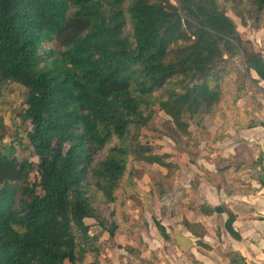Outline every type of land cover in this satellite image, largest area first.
I'll return each mask as SVG.
<instances>
[{
    "label": "trees",
    "instance_id": "trees-1",
    "mask_svg": "<svg viewBox=\"0 0 264 264\" xmlns=\"http://www.w3.org/2000/svg\"><path fill=\"white\" fill-rule=\"evenodd\" d=\"M176 2L0 0V89L7 82L27 88L22 117L30 125L27 147L38 158V163L19 159L13 144L0 149V264H99L98 240L86 219H96L110 236L124 226L117 216L124 220L129 212L120 189L128 193L130 155L161 165L164 182L177 183V162L128 137L132 126L148 122L143 104L157 103L187 145L198 148L204 140L208 151L231 123L251 125V110L239 100L250 82L264 80V54L228 12L261 30L264 0ZM53 40L75 69L44 46ZM227 59H241L247 75L237 70L229 99L219 82ZM160 90L166 94L157 95ZM205 116L217 128L211 136L201 134ZM193 123L201 137L191 130ZM114 137L118 143L94 163V155ZM35 170L38 191L26 185L27 173ZM98 194L113 216L100 219ZM160 195L165 201L168 194ZM201 209L209 215L225 211L222 205ZM182 211L180 220L201 236L197 224L182 219ZM236 217L230 212L225 225L241 238L233 225ZM156 225L168 239L165 226ZM241 263L246 264L244 258Z\"/></svg>",
    "mask_w": 264,
    "mask_h": 264
},
{
    "label": "rangeland",
    "instance_id": "rangeland-1",
    "mask_svg": "<svg viewBox=\"0 0 264 264\" xmlns=\"http://www.w3.org/2000/svg\"><path fill=\"white\" fill-rule=\"evenodd\" d=\"M174 3H177L176 0H171ZM128 2V1H127ZM228 7V3H225ZM237 22L238 28L242 35L246 38L250 35L249 32L254 30L255 27L252 26L253 21L249 20L248 26H245L241 23L238 16L234 14L232 10L228 12ZM264 19V14L260 17V20ZM249 31V32H248ZM253 32V31H252ZM254 33V32H253ZM255 38V35L252 37ZM253 46L256 49H261L260 44H255L252 39ZM46 47L54 48L58 55V58L64 62L66 66L75 69L66 57H64L62 51L63 46H61L57 41L53 40L49 43L46 41L44 43ZM226 64L228 65L227 72H223L220 79V86L225 90L224 93L227 95L226 99L231 98V86L234 79H236L237 70L242 74L244 73L245 79H247L246 68L243 63L236 59H227ZM248 91L244 96L239 100V105L248 106L251 110V122L262 118L264 115V92L256 86L255 83L250 82L248 84ZM0 122H3V127L0 132L4 134L3 138H0V149H10V145L13 144L15 155L19 158H28L30 160H36L38 163L37 156L33 153L32 149L27 147L29 145V140L27 137L28 130L30 125L27 121H24L22 114L26 108V98L25 94L27 93V88L17 82H7L1 86L0 89ZM161 96L166 94L165 91L160 90L156 93ZM142 108L145 110V115H148V122L144 127L137 128L132 126L129 132L130 139L134 141H140L142 144H147L152 147L154 151L161 154H167L168 159L177 162L180 166V174L177 183L168 186L164 182V174L166 169L159 164H151L139 159H136L133 155L129 156L128 165L129 168L133 171L132 175L129 176V186L128 193L124 192L125 188L120 189L123 199H125L129 212L123 213L125 215L124 220L120 219V207L117 209V218L119 222H122V228L116 230V234L110 236L108 231L104 229L99 222L94 218H87L86 222L90 224L91 234H94L98 240V247L100 249V255L98 256L99 264H153L152 258L155 260H165L166 255L174 259L173 256H170L171 253L164 248V245H156L152 248V242L158 238L157 225L155 218H162L164 221L165 216L174 217L177 216V212L182 210L185 212L187 209H192V205L198 204V198L193 192H198L199 188L202 185V179L199 178L201 172L199 166L196 164L195 160L198 159L202 153L201 150H204L201 146L198 148H193L192 144L187 145L188 140L182 133L175 129L174 124L172 123L171 118L160 109L157 103L143 104ZM250 122V123H251ZM234 123V122H233ZM231 126V125H230ZM191 128L194 132L199 130L196 124H192ZM204 131L201 134L209 132L210 136L213 133V130L216 132V126L212 124L211 117H204ZM199 131L197 135H200ZM209 137V136H208ZM208 137L206 139H208ZM202 146H204V140H202ZM113 143H118L116 137H114L110 143L106 145L104 149L97 152L94 155V163L101 160L103 156L107 153ZM5 146V148H3ZM193 159V165L186 162ZM186 164L191 168L185 172L182 167ZM182 169V170H181ZM26 185L33 187L36 191L40 190V177L37 170L29 171L26 175ZM212 181V178H209ZM163 183V186L159 184ZM132 184V185H131ZM168 194V199H165V202L162 201L161 193L163 192ZM189 195L194 198L191 199V202H185L182 204L180 202L181 197L184 195ZM96 205L99 207L98 215L100 219H103L105 216L111 215L113 213L111 209H106L100 199V194L96 195ZM181 203V204H180ZM186 209V210H184ZM182 211V213H183ZM129 213V215H127ZM115 219V217H112ZM166 222V221H165ZM166 224H168L166 222ZM142 237L147 238L146 244H148L147 249L143 251V255L146 254L148 257L141 256L140 250H138L139 241L138 239ZM152 241L149 242L148 241ZM223 243H226V240H221ZM162 242V241H161ZM216 248L215 252L223 255L228 259L226 253H223V249L220 247ZM125 248L120 250V248ZM156 248L157 251L154 250ZM227 252L226 248L224 249ZM139 252V253H138ZM180 255V254H179ZM94 261V257L89 258V263ZM150 261V263H148ZM159 264V263H155Z\"/></svg>",
    "mask_w": 264,
    "mask_h": 264
},
{
    "label": "crops",
    "instance_id": "crops-1",
    "mask_svg": "<svg viewBox=\"0 0 264 264\" xmlns=\"http://www.w3.org/2000/svg\"><path fill=\"white\" fill-rule=\"evenodd\" d=\"M252 31H248L250 35L247 37L255 44L259 43L264 54V28ZM254 35L255 38H252ZM252 76L259 79L256 72H252ZM255 84L264 92L263 79ZM200 152L202 155L195 162L201 172L199 178L202 185L198 192H193L199 202L192 205V209H184L182 219L197 224L198 231L203 234L196 236L188 230L180 215H177L179 212L174 217L165 216L164 221L162 216L155 218L165 226L170 237L166 239L157 226L158 238L148 243L152 242V248L155 243H158L157 247L164 245L174 259L168 255L160 261L152 258L153 264H242L243 258L246 264H264V115L245 127L231 123L224 138L212 150ZM186 162L191 164L193 159ZM186 162L182 167L185 172L191 169ZM194 195L190 197L185 194L180 202H191ZM165 199H168V195ZM202 205H222L225 211L209 215L202 211ZM230 212L237 215L233 225L241 238H236L226 228L225 222ZM144 239L140 237L136 244L141 256L148 247ZM200 239L208 245L200 244ZM221 240H226V243ZM219 245L223 253L229 255L228 259L215 252ZM154 250L157 251L156 248ZM143 256L148 257L146 254ZM232 260H236V263H232Z\"/></svg>",
    "mask_w": 264,
    "mask_h": 264
}]
</instances>
